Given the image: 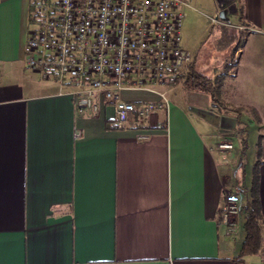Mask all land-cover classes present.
Returning <instances> with one entry per match:
<instances>
[{"label": "crops", "instance_id": "crops-1", "mask_svg": "<svg viewBox=\"0 0 264 264\" xmlns=\"http://www.w3.org/2000/svg\"><path fill=\"white\" fill-rule=\"evenodd\" d=\"M32 1L0 0V264H230L245 237L257 143L264 242V0H213L201 33L214 26L237 47L225 98L260 119L251 165L234 109L182 82L166 88L163 108L122 129L105 128L110 107L79 112L68 85L25 67ZM226 23L245 28L241 46ZM198 55L189 70L211 78L213 58ZM222 142L232 149L219 151ZM226 192L240 195L229 236L221 222ZM244 261L264 264V253Z\"/></svg>", "mask_w": 264, "mask_h": 264}, {"label": "built area", "instance_id": "built-area-1", "mask_svg": "<svg viewBox=\"0 0 264 264\" xmlns=\"http://www.w3.org/2000/svg\"><path fill=\"white\" fill-rule=\"evenodd\" d=\"M185 5L182 0H33L25 67L68 85L79 112L94 114L104 105L112 110L115 128L130 126L135 117L166 105V88L192 63V51L181 46ZM132 91L158 99L132 104L123 98ZM217 147L224 152L232 144ZM239 204V193L222 195L221 222L228 236L236 229Z\"/></svg>", "mask_w": 264, "mask_h": 264}, {"label": "rangeland", "instance_id": "rangeland-1", "mask_svg": "<svg viewBox=\"0 0 264 264\" xmlns=\"http://www.w3.org/2000/svg\"><path fill=\"white\" fill-rule=\"evenodd\" d=\"M185 2V6L181 9L183 12L182 26H181V46L189 45L193 46V52L199 50L198 61L201 59H207L212 57L214 62L210 63L209 70H211V79L219 76L221 72L226 70L229 73L235 72L237 62V47H233L234 44L230 37L223 36L221 32H218L216 27L212 26L208 28L205 37H201V33L207 23V16L210 15L209 8L213 7V0H182ZM229 28L230 36H235L238 44V40L241 38L240 34L244 31H237L232 27V24L226 23ZM237 31V32H236ZM203 36V35H202ZM211 38V39H210ZM212 40V41H211ZM188 50V49H187ZM192 52V55H193ZM203 75V74H202ZM176 84L181 86V82L184 81V76ZM221 82V83H220ZM217 87L215 86L216 98L222 105L230 106L236 112V118L238 121L237 136L240 140L246 138L248 142V152L245 155V163L251 165V162L255 158V146L257 143V134L259 130L256 125L255 117L250 112V108L245 104L234 105L232 101L227 100L225 97L231 93L234 81L228 75H224L220 80ZM229 97V96H228ZM244 162V160H243Z\"/></svg>", "mask_w": 264, "mask_h": 264}, {"label": "trees", "instance_id": "trees-1", "mask_svg": "<svg viewBox=\"0 0 264 264\" xmlns=\"http://www.w3.org/2000/svg\"><path fill=\"white\" fill-rule=\"evenodd\" d=\"M245 34V31L240 34L241 38L238 40L237 46H241V42L243 41ZM227 74L228 72L226 70V74L225 72H223L219 76L211 79L206 77L205 75L194 72L191 68L189 70L188 68L187 73L184 75L185 79L182 83H184V85H187L188 88L200 90L208 94L214 102H217L219 105H222L221 102L216 98L215 86L217 87L223 76ZM249 110L255 117L256 122L259 123L260 119L257 115L256 110L253 108H250ZM105 128L115 129L112 124L109 127L108 122L105 123ZM260 155V144L257 143V159L255 163L254 176L246 200V204L243 208L245 214V222L243 225L245 237L238 254L230 261V264H246L244 261L245 257L264 253V242H262L260 231L261 215L257 195V166L260 162Z\"/></svg>", "mask_w": 264, "mask_h": 264}]
</instances>
